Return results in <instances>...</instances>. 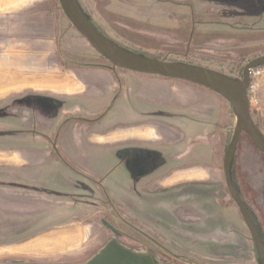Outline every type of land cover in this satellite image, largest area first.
<instances>
[{
    "label": "rangeland",
    "instance_id": "rangeland-1",
    "mask_svg": "<svg viewBox=\"0 0 264 264\" xmlns=\"http://www.w3.org/2000/svg\"><path fill=\"white\" fill-rule=\"evenodd\" d=\"M7 1L12 6L0 4V70L8 69L15 83L0 89V149H3L0 151L23 150L37 139L46 141L50 147L47 142L55 140L61 125L68 118L90 120L98 117H90L84 112L86 101L73 100L60 92H54L46 87L48 85H41L43 81L75 76L90 78L95 71L104 70L101 67L110 63L77 32L61 9L59 0H35L34 5H24L27 0ZM78 2L93 24L112 42L140 56L193 64L236 80L242 79L243 71L250 61L264 57V0ZM33 11L43 13L41 16L35 15V19L42 18L51 28L55 38V48H51V51L47 46L48 39H41L44 40L42 42L36 35L32 37L26 28V24H31ZM116 70L123 82L128 76H140ZM25 82L28 84L25 85ZM214 95L225 104L214 121L215 132L212 134L216 139V153L224 168L223 161L231 145L237 119L231 104ZM257 98L258 103L250 105L251 117L264 134V76L258 81ZM72 107L83 112L73 114L70 112ZM42 113H45L48 124L54 122L52 130L27 127L21 123L31 117V125H36ZM92 128L91 121L84 119L72 127L77 134L82 133L84 140H89ZM209 150H205V155H209ZM119 155L100 157L104 172L115 166L116 169L119 167L118 173H122V156ZM52 158V163L61 167L62 164L55 163L57 159L54 154ZM0 162L19 164L20 159L17 155H0ZM34 169L36 167L28 165L16 168L0 166V262H85L112 237V232L102 224L105 221L120 233L118 240L121 243L152 251L166 264H262L250 231L228 191L225 178L220 189H212L211 194L223 207L228 203L233 205L243 222V225L231 228L232 244L226 246L219 244L222 239L210 240L204 234H207L208 229L218 228L228 222L234 223V216L227 215L223 208H212L210 219L208 214H203L201 205L205 197L209 196L207 192L194 191L193 195L200 196V199L195 200L193 213L181 210L168 214L167 206L162 204V214L159 213L160 205L157 202L147 205V211L143 206L129 211L125 208L128 204L124 186L126 181L117 177L111 184L105 180L106 176L103 179L96 175L102 179L100 182L108 194L103 196L88 181H77L79 185L76 192L85 197H81L80 201L84 204L76 206L73 203H78V199L72 202L62 194L58 196L46 187L44 180L35 178ZM79 172L90 173L86 169ZM235 173L244 179L242 190L246 194L250 193L246 189L248 174L254 177L256 185L260 187L247 203L264 236V155L247 135L242 136L238 146ZM56 175L49 169L42 171V176L51 181L53 187L65 188V183ZM91 194L97 199L95 202ZM181 195L182 192L172 193L171 197L177 200ZM108 198L113 200L117 211L113 212L108 207ZM189 203L194 205L192 198ZM208 205L206 203V209ZM185 207L182 206L184 210ZM206 216L207 221L204 222ZM182 232L188 237L178 235Z\"/></svg>",
    "mask_w": 264,
    "mask_h": 264
},
{
    "label": "crops",
    "instance_id": "crops-1",
    "mask_svg": "<svg viewBox=\"0 0 264 264\" xmlns=\"http://www.w3.org/2000/svg\"><path fill=\"white\" fill-rule=\"evenodd\" d=\"M28 3L34 5L35 0H27L23 4L28 5ZM0 4L11 5L7 0H0ZM32 13L31 24H26V28L32 37L36 35L40 41L44 42L48 39L47 46L51 51V48H55V42H53L55 38L51 28L43 22L42 18L35 19V15L41 16L43 13L40 11ZM35 20L38 22H34ZM4 70L6 69L0 70V89L5 82L10 86L12 82L15 83L13 74L7 71L8 69ZM93 74L90 78L66 77L58 81L45 80L41 84L44 87L48 85L46 87L50 90L74 98L73 100L86 101L84 112L90 117L101 116L102 118L96 127L91 129L88 142L84 140L82 133L77 134L71 128L68 129L62 140V146L66 150L75 149L72 156L70 153L68 155L76 161L87 158L89 164L96 165L102 164L103 160L100 158L102 156L112 157L119 153L124 156V153L128 151L130 159L137 162L147 157L146 152H151L156 165L152 170L144 172L145 177L141 182L154 180V187L161 191L158 195L159 213L163 214L162 204L167 206L168 214L174 213L173 207L179 202L178 198L172 199L171 194L187 188L184 184H193L194 191L202 190L204 193H209L208 198L205 197L201 205L203 214H208L209 219L212 208L217 210L223 208V212L227 215L234 216V223L228 222L218 228L208 229L204 236L210 240L222 239L219 242L221 245H231L230 238L233 234L231 228L234 225H243L242 219L238 218V210L233 205L228 203L223 207L216 202V196L211 194L212 189L217 187L220 189L225 178L221 158L216 153V139L212 136L215 132L214 121L219 117V112L225 104L214 94L198 86L151 76H126L129 81L128 86L124 87L115 100L117 86L112 75L105 70L95 71ZM27 84L25 82V85ZM78 111L83 112L77 107L74 109L72 107L70 112L76 114ZM43 115L45 113L40 114L36 125H31L33 120L31 117L21 123L34 128L52 130L54 122L48 124L46 115L44 117ZM32 141L24 148L25 150L0 151V155L7 157L17 155L20 159L19 164L0 162V166L36 167L34 169L36 172L33 174L40 181L45 178L42 176L44 170L49 169L58 174L61 170L50 161L52 155L46 141L39 139ZM206 149H210L209 155H205ZM243 181L239 173L236 175L234 164L235 186L242 201L249 207L247 202L253 199L254 191H258L260 187L256 185L254 177L248 174L246 189L250 193L246 194L242 190ZM196 199H200V196L193 195L194 206ZM206 203L209 204L208 209L205 208ZM206 218L207 216L204 222L207 221ZM178 235L182 238L188 237L183 232Z\"/></svg>",
    "mask_w": 264,
    "mask_h": 264
},
{
    "label": "water",
    "instance_id": "water-1",
    "mask_svg": "<svg viewBox=\"0 0 264 264\" xmlns=\"http://www.w3.org/2000/svg\"><path fill=\"white\" fill-rule=\"evenodd\" d=\"M59 3L65 16L77 32L88 41L100 56L108 60L114 67L197 85L220 95L231 104L237 124L231 145L224 159L226 186L250 231L258 257L261 263L264 264V241L252 216L233 185L231 176L232 163L242 134H246L254 146L264 154V134L252 120L248 97L250 71L264 67V57L250 61L243 71L242 79L236 80L207 68L140 56L121 48L104 35L84 13L78 0H59ZM105 226L112 232V237L107 239L94 255L82 263L66 264H166L161 257L152 251L139 247H130L121 243L118 240L120 233L106 223ZM6 264L62 263H31L24 260H15Z\"/></svg>",
    "mask_w": 264,
    "mask_h": 264
},
{
    "label": "flooded vegetation",
    "instance_id": "flooded-vegetation-1",
    "mask_svg": "<svg viewBox=\"0 0 264 264\" xmlns=\"http://www.w3.org/2000/svg\"><path fill=\"white\" fill-rule=\"evenodd\" d=\"M108 63H110V62L108 61ZM101 68L108 71L112 75V77L115 81V84L117 86V90H116V94H115V100H116L117 97L122 93L124 87L128 86L129 81H128V79H126L123 82V80H121L119 78V76L117 74V70H116V69H119V70H123V69L116 68L111 63L109 65L102 66ZM123 71L132 72L129 70H123ZM132 73H135V72H132ZM137 74H139V73H137ZM142 75H145V74H140V76H142ZM147 76H151V75H147ZM154 77L167 79V78H163V77H159V76H154ZM167 80H173V79H167ZM175 81H178V80H175ZM180 82H183V81H180ZM184 83H187V82H184ZM188 84H190V83H188ZM191 85H193V84H191ZM194 86H197V85H194ZM198 87H200V86H198ZM200 88H202L206 91H209L212 94H216V93H214V92H212L206 88H203V87H200ZM216 95L221 97L218 94H216ZM221 98H223V97H221ZM226 102H228V101H226ZM83 119L86 121H91L92 127L94 128L101 121L102 118L100 116L96 119L88 120L86 118L70 117L66 120L65 124L61 125L60 131L58 132V134H56V136L54 138L55 140L47 142L50 145L49 148L51 150L52 157L54 154L55 158L57 159V161L55 163L59 164V165L60 164L64 165V166L61 165V167L56 166L57 169L61 170V172H59L56 176L59 180H62V183H65L66 187L65 188L53 187L52 184L50 183L51 181H49L45 177V178H43V180H44V183H46L45 184L46 187H48L50 190L54 191L57 195L62 194V196L69 198L70 200H72V202H73V200L76 201V199H78V203H73V204H75L76 206L77 205L79 206V205L84 204V203H81L80 201H81V197H85V196H84V194H78V192H76V190H77L76 188L79 185L77 183V181L85 180V181L90 182V184L95 186L101 193H103V196L106 197V195L108 194L107 190H106L105 186L103 185V183L100 182L102 179H98L96 177V175L100 176V177L106 176L105 180L108 182H111V184L115 182L114 180H116L117 177H122L126 181V185H124L125 190H127L126 200H127L128 204L125 207L126 209L131 211L134 207L140 208V206H143V209H145V211H147L145 208L147 205H149V204L152 205L155 202L159 203L158 202V195L161 194V191L154 187V185H153L154 180L148 181L145 183L141 182V180L145 177L144 172H146V171L148 172V171L152 170L156 165V162L151 157L152 156L151 152H146L147 157L144 158L143 161H137V162L130 159L128 151L124 153V156L122 153H119L120 154L119 156H122V160H121V162H122L121 164L123 166V167H121L122 173L121 172L118 173L119 167L116 169L115 166H113L109 171L107 170V172H104L105 168H103V166H102L103 164L99 163L101 166L99 164H96V165L95 164H89L87 158H80L78 160L79 162L76 161L75 159H72L71 156L73 155V152H75V149L69 148L66 150L65 148H63L62 140L65 137V134L67 133L68 129L71 128V130L74 131V129H72L73 125L77 122L83 121ZM63 128H65V129L63 130ZM45 140H48V139H45ZM87 140L88 139H86L85 141L88 142ZM85 141H84V143H85ZM237 151H238V148H237ZM68 153H70L71 156H69ZM236 154H237V152H236ZM116 155H118V154H116ZM235 158H236V155H235ZM235 158L233 160L234 163H233V181H232L234 186H235V183H234ZM50 161H53V158H51ZM88 165L90 166V169H89ZM82 169H86L90 173L79 172V170H82ZM231 176H232V174H231ZM103 179H104V177H103ZM184 185L187 188L180 191L183 193V195L178 197L179 203L173 207V210H174V212H177V213H179L178 211H181V210H183L187 213H191V212L193 213V212H195L194 205L189 203L190 199L193 198V194H194V189L192 188L193 184H184ZM113 186H114V184H113ZM235 188H236V186H235ZM90 197L92 198L93 202H95V200H97V199H95V197L92 194L90 195ZM106 202H107L108 207L113 212L117 211L116 207L114 206L112 199L108 198V200ZM183 205H186L185 208L187 211L182 208ZM91 206L92 207L93 206L98 207L97 205H91ZM249 211H250L249 212L250 215H252L254 217L253 220H254L255 224L259 228V225L257 224V221H256V217L254 216V213L251 211L250 208H249ZM239 212H240V210H239ZM240 214H241V212H240ZM105 223L108 224L105 221L102 222V224L104 226H105ZM108 225H110V224H108ZM126 226L129 228H133V226H130V225H126ZM10 261H15V260H10ZM10 261L0 262V264H6V263H9Z\"/></svg>",
    "mask_w": 264,
    "mask_h": 264
},
{
    "label": "built area",
    "instance_id": "built-area-1",
    "mask_svg": "<svg viewBox=\"0 0 264 264\" xmlns=\"http://www.w3.org/2000/svg\"><path fill=\"white\" fill-rule=\"evenodd\" d=\"M250 87L248 89V97L250 105H256L258 103L257 88L258 81L264 76V67L256 68L250 71Z\"/></svg>",
    "mask_w": 264,
    "mask_h": 264
},
{
    "label": "trees",
    "instance_id": "trees-1",
    "mask_svg": "<svg viewBox=\"0 0 264 264\" xmlns=\"http://www.w3.org/2000/svg\"><path fill=\"white\" fill-rule=\"evenodd\" d=\"M159 60V59H158ZM186 64H188V63H186ZM190 65H193V64H190ZM204 68V67H203ZM208 69V68H207ZM222 74V73H221ZM224 75V74H223ZM227 76V75H226ZM229 77V76H228ZM232 78V77H231ZM253 120V119H252ZM257 126V125H256ZM258 127V126H257ZM243 135H246V134H242V136ZM242 136H241V138H242ZM260 152V151H259ZM261 153V152H260ZM262 155H264L263 153H261ZM233 163H234V161H233ZM233 163H232V167H231V174H232V181H233ZM245 204V203H244ZM245 206H246V208L248 209V211H249V208H248V206L245 204ZM250 212V211H249ZM252 216V215H251ZM252 218H254L253 216H252ZM257 226V225H256ZM258 228V227H257ZM258 230H259V232H260V235H261V237H262V239H263V241H264V236H263V234L261 233V231H260V229L258 228Z\"/></svg>",
    "mask_w": 264,
    "mask_h": 264
},
{
    "label": "bare ground",
    "instance_id": "bare-ground-1",
    "mask_svg": "<svg viewBox=\"0 0 264 264\" xmlns=\"http://www.w3.org/2000/svg\"><path fill=\"white\" fill-rule=\"evenodd\" d=\"M7 84H8V83L5 82V84H3L1 87H6ZM7 87H8V86H7ZM7 87H6V88H7Z\"/></svg>",
    "mask_w": 264,
    "mask_h": 264
}]
</instances>
